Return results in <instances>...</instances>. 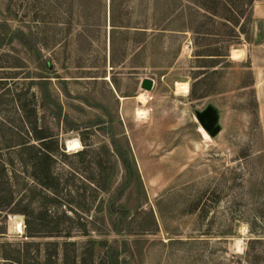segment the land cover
Returning a JSON list of instances; mask_svg holds the SVG:
<instances>
[{
    "label": "rangeland",
    "instance_id": "1",
    "mask_svg": "<svg viewBox=\"0 0 264 264\" xmlns=\"http://www.w3.org/2000/svg\"><path fill=\"white\" fill-rule=\"evenodd\" d=\"M204 1L41 0L45 63L56 67L42 113L69 154L87 153L57 155L63 201L47 211L59 236H30L24 215L0 209V264H75L83 252L96 264H264V0L235 6L238 23L230 6ZM11 5L15 28L36 25L32 0ZM11 156L13 192L0 197L38 212L21 157L6 149L0 167Z\"/></svg>",
    "mask_w": 264,
    "mask_h": 264
},
{
    "label": "trees",
    "instance_id": "2",
    "mask_svg": "<svg viewBox=\"0 0 264 264\" xmlns=\"http://www.w3.org/2000/svg\"><path fill=\"white\" fill-rule=\"evenodd\" d=\"M11 1L8 8L4 11L0 10V154L7 149L11 155L16 153L17 156L21 157L22 162L20 164L24 169L23 173L30 180L26 186L36 197H42V201L41 206L38 207L39 211L35 212L36 208L32 206L33 201L31 199L26 202L23 200L15 202L14 199L7 202L0 197V209L3 210L8 205L14 206L10 209L11 212L24 215L27 232L30 236L39 234L59 236L63 233L60 221L57 219L54 221L53 216L55 214L51 216L47 211L49 199L55 204H60L63 201L60 198L61 190L57 189L61 181V176L57 174L55 169L57 155H83L87 153V150H78L73 154H69L65 143L49 129L42 113L41 108L44 106L42 101L45 96L43 89L45 90V84L50 81L47 75L48 70L54 71L56 67L55 64L50 62L45 63L44 51L46 48L43 41L40 40L42 30L39 21L42 10L41 0H32L34 5L31 7V11L34 13L33 21L36 22V25L28 24L21 28H15L12 25V19L9 18V15L13 13ZM197 1L202 4L205 2L204 0ZM212 2L215 7L219 5L223 7L230 6L233 10L234 23L239 22L238 18L241 15L235 10V6L246 5L244 0H234V2L231 0H212ZM249 2L253 4L254 0H249ZM198 8L205 9L203 5L200 6L199 4ZM214 11L217 12V9ZM17 42L28 53L34 55L36 61L33 66L31 60L24 57L21 50H18L15 46ZM114 150L118 156L126 159L125 155L118 152L117 149ZM7 163L10 165L15 164L14 156L9 158V162H1L0 175L4 174V177L0 176L2 192L3 189L10 187L12 179L4 172L7 170ZM126 164H129V160L126 161ZM93 186H96L95 190L100 189L103 191V189H107L99 183L93 184ZM37 190L39 193L36 192ZM11 191L13 192L12 188ZM17 203L19 207L16 206ZM64 206L66 205L64 204ZM84 227L83 234H88L87 226ZM92 241L98 243L96 240ZM65 258L67 256H64ZM73 258L75 264H88V259L92 264L97 263V257L94 253L89 258L85 255V252L80 255L75 254ZM10 260L9 264H20L19 257ZM112 264H114L113 259Z\"/></svg>",
    "mask_w": 264,
    "mask_h": 264
},
{
    "label": "bare ground",
    "instance_id": "3",
    "mask_svg": "<svg viewBox=\"0 0 264 264\" xmlns=\"http://www.w3.org/2000/svg\"><path fill=\"white\" fill-rule=\"evenodd\" d=\"M241 51V50H240ZM243 51V50H242ZM233 56L237 57L240 56V53H238V50H233ZM243 56V55H242ZM177 85V89L180 92H185L188 93L189 92V83L188 82H179ZM139 98H144L143 94H140ZM142 111V110H141ZM143 112V111H142ZM141 114V113H139ZM203 133L208 136L207 132L205 131V129L203 130ZM68 148L69 150H73L76 149L78 147H81V143L79 140L75 139V140H70L68 141ZM15 228L19 231V232H23L24 230V224L22 222V220H17L15 222Z\"/></svg>",
    "mask_w": 264,
    "mask_h": 264
},
{
    "label": "clouds",
    "instance_id": "4",
    "mask_svg": "<svg viewBox=\"0 0 264 264\" xmlns=\"http://www.w3.org/2000/svg\"><path fill=\"white\" fill-rule=\"evenodd\" d=\"M247 230H248V225L245 224V225L242 226L240 231H241V233L243 235H246L247 234ZM245 247H246V245H245L244 239H237L235 241V248H234L235 251L243 252Z\"/></svg>",
    "mask_w": 264,
    "mask_h": 264
},
{
    "label": "water",
    "instance_id": "5",
    "mask_svg": "<svg viewBox=\"0 0 264 264\" xmlns=\"http://www.w3.org/2000/svg\"><path fill=\"white\" fill-rule=\"evenodd\" d=\"M141 86L143 89L146 90H151L154 87V79L150 78V77H145L142 80Z\"/></svg>",
    "mask_w": 264,
    "mask_h": 264
}]
</instances>
